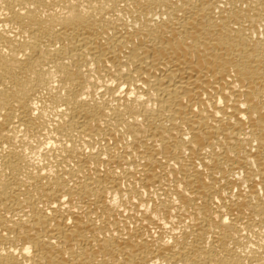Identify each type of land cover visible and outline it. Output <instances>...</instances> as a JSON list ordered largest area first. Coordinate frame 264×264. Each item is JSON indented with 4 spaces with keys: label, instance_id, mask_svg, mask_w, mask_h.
I'll return each instance as SVG.
<instances>
[{
    "label": "bare ground",
    "instance_id": "bare-ground-1",
    "mask_svg": "<svg viewBox=\"0 0 264 264\" xmlns=\"http://www.w3.org/2000/svg\"><path fill=\"white\" fill-rule=\"evenodd\" d=\"M0 264H264V0H0Z\"/></svg>",
    "mask_w": 264,
    "mask_h": 264
}]
</instances>
